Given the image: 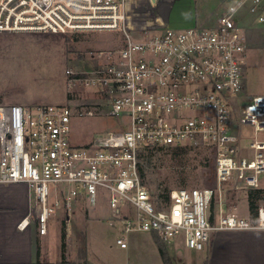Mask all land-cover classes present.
I'll use <instances>...</instances> for the list:
<instances>
[{
    "label": "built area",
    "instance_id": "built-area-1",
    "mask_svg": "<svg viewBox=\"0 0 264 264\" xmlns=\"http://www.w3.org/2000/svg\"><path fill=\"white\" fill-rule=\"evenodd\" d=\"M127 2L0 0V34L109 30L123 39L120 48L95 53L93 67L67 75L94 89L93 97L121 119L119 130L78 146L71 139L73 117L94 116L93 108L0 104V185L28 186L29 217L41 235L58 209L71 214L79 205L96 207L107 193V223L121 249L131 234H156L165 245L180 239L202 252L215 232L264 231V94L240 103L250 44L237 17L248 9L264 25V0H228L214 27L185 29L158 25L159 16L142 25L139 13L129 24ZM177 146L212 150L216 187L172 190L161 209L141 178L139 153ZM232 187L262 191L255 218L226 209L223 193Z\"/></svg>",
    "mask_w": 264,
    "mask_h": 264
},
{
    "label": "rangeland",
    "instance_id": "rangeland-1",
    "mask_svg": "<svg viewBox=\"0 0 264 264\" xmlns=\"http://www.w3.org/2000/svg\"><path fill=\"white\" fill-rule=\"evenodd\" d=\"M156 5H151L148 0H128L129 24L133 21V13H139L136 17L142 25L146 19L149 22L159 16L166 22V27L173 29L212 28L227 12L229 2L157 0ZM237 17L238 25L250 44L244 73L245 95L240 100L244 105L249 97L264 94V25L248 9L238 12ZM122 44V34L109 30L70 34H0V104L18 103L26 107L67 105L74 110L93 108L97 112L94 116L73 117L71 139L78 146L89 145L95 138L118 131L121 119L112 116L109 106L93 97L94 89L84 88L79 82H70L67 75L68 71L80 72L93 67L97 64V60L92 58L95 53L120 48ZM244 132L249 135L247 129ZM143 168L154 197L159 193L170 194L175 189L216 187L213 153L207 147L188 146L180 154L166 149L145 161ZM248 191L235 187L226 189L223 193V201L228 206L226 209L245 216ZM108 198L107 193H101L96 207L84 204L92 211L97 207L103 211L92 213L90 220L84 223L85 231L79 228L74 216L68 225L69 234L86 242L89 260L97 264H163L155 242L149 240L150 234L129 236L128 246L130 244L131 248L127 259L125 252L115 244L117 231L107 223L109 214L105 210L110 211ZM61 211L57 210V218ZM61 223L63 229L67 223L65 215H62ZM221 232L212 235L213 239L216 235L214 245L202 252L189 250L180 239L167 245L174 264H264V245L256 244L255 250L244 253L236 249L240 248L237 243L230 244L233 250H228L226 241L220 238Z\"/></svg>",
    "mask_w": 264,
    "mask_h": 264
},
{
    "label": "crops",
    "instance_id": "crops-1",
    "mask_svg": "<svg viewBox=\"0 0 264 264\" xmlns=\"http://www.w3.org/2000/svg\"><path fill=\"white\" fill-rule=\"evenodd\" d=\"M162 21L166 27V22L163 19ZM33 202V197L26 184L0 185V264H97L88 258L86 242H81L76 237L74 238L72 233H68V225L74 216L78 220L77 225L79 228L85 231V221L90 220L93 216L92 213L103 212L100 207L94 208V211H92L84 205H79V207H75L71 214L61 211L59 214L61 216L58 218L56 212L49 220L47 234L41 235L37 223L29 217L34 207ZM105 211L110 217V211ZM246 212L248 214L246 213L245 216H248V204ZM84 214L86 216L83 217ZM62 215L66 216L68 223L65 224L66 247L64 257L62 254ZM27 219L30 223L25 229L21 230L19 224ZM142 234H150L149 240L155 242L159 251L156 240L157 235L152 233ZM220 238L223 242L226 241L228 250L230 244L238 243L240 248L236 249L244 253L248 250H255L256 244L264 245V231H223L220 233ZM83 239H85L84 236ZM215 239L216 235L209 246L214 245ZM165 247L171 257L172 264H174L171 252L167 245ZM130 248V244L127 249L120 248L125 252L127 259ZM161 260L165 264L162 256Z\"/></svg>",
    "mask_w": 264,
    "mask_h": 264
},
{
    "label": "trees",
    "instance_id": "trees-1",
    "mask_svg": "<svg viewBox=\"0 0 264 264\" xmlns=\"http://www.w3.org/2000/svg\"><path fill=\"white\" fill-rule=\"evenodd\" d=\"M188 146H177V147H171V148H152V149H144L139 153V170H140V175L142 180L147 184L146 182V175H145V170L143 168V164L145 161L153 158V156L157 153H160L164 150H172L177 154L183 153L185 151V149ZM153 195V193H152ZM169 197L170 194H163V193H159L157 194L156 197H154V201L155 204L162 209V205L163 204H168L169 202ZM247 203H248V210L250 213V216L255 218V216L257 215V210L259 208V206L263 203V195H262V191L261 190H250L248 191V197H247ZM226 207L227 204H226ZM211 209H212V213L214 215V213L218 210V197H214L212 205H211ZM65 227V226H64ZM63 227L62 229V254L63 257L65 256V247H66V243H65V238H66V234H65V228ZM156 238L160 241H157L158 247H159V251L160 254L163 258V261L165 264H172V260L171 257L166 249V245L165 243L158 237L156 236ZM206 264V263H205Z\"/></svg>",
    "mask_w": 264,
    "mask_h": 264
},
{
    "label": "water",
    "instance_id": "water-1",
    "mask_svg": "<svg viewBox=\"0 0 264 264\" xmlns=\"http://www.w3.org/2000/svg\"><path fill=\"white\" fill-rule=\"evenodd\" d=\"M153 1V3H157V0H152ZM231 1V0H230ZM157 23H158V25H163V22H162V20L159 18L158 20H157Z\"/></svg>",
    "mask_w": 264,
    "mask_h": 264
}]
</instances>
